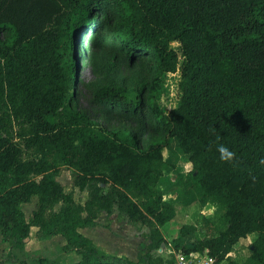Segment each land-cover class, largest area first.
Listing matches in <instances>:
<instances>
[{
	"label": "trees",
	"instance_id": "1",
	"mask_svg": "<svg viewBox=\"0 0 264 264\" xmlns=\"http://www.w3.org/2000/svg\"><path fill=\"white\" fill-rule=\"evenodd\" d=\"M86 30L114 49L115 61L143 62L150 75L137 86H99L95 98L122 120L153 119L189 155L192 167L176 181L184 202L223 211L222 227L203 215L208 234L187 245L183 236L197 228L184 224L172 247L239 264L230 254L254 234L246 264H264V0H0L3 239L24 249L36 227L40 238L64 237L63 250L81 256L72 264H174L159 252L168 242L161 228L176 215L159 186L170 165L167 141L141 148L135 132L106 129L74 103L76 49ZM179 67L180 98L166 114L161 77ZM63 167L86 192L83 203L58 180ZM32 197L27 217L23 204ZM116 211L149 229L141 263L102 253L80 230ZM37 264L57 263L41 257Z\"/></svg>",
	"mask_w": 264,
	"mask_h": 264
},
{
	"label": "rangeland",
	"instance_id": "2",
	"mask_svg": "<svg viewBox=\"0 0 264 264\" xmlns=\"http://www.w3.org/2000/svg\"><path fill=\"white\" fill-rule=\"evenodd\" d=\"M101 11L107 13L110 26L114 27L115 17L109 11L107 3L101 6ZM171 45L177 50L179 64H182L184 60L182 45L178 41L172 42ZM76 52L77 82L71 92H74L73 100L79 109L86 112L106 129L126 127L132 130L138 137L141 148L151 142L167 141L164 153L168 157L170 165L165 170L159 186L164 192V198L175 205L176 215L161 228L168 242L163 244V249L159 252L167 258L172 256L167 250L172 246L170 242L181 235L180 228L184 224L195 225L197 228L196 231L183 236L186 244L194 245L197 239L205 237L208 230L203 222V215L222 227L223 211L220 207L207 204L201 208L198 201L184 202V198L188 195L183 188L176 184V181L179 174L187 172L192 165L189 155L179 148L177 141L168 138L165 131L153 119L145 122L139 117L122 120L94 96L95 89L102 85L130 87L137 86L142 81L149 79L150 75L144 63L138 62L133 65L120 55V61H115L113 59L114 49L100 42L95 34L88 30L84 32ZM180 68L173 73L166 72L161 77L158 102L166 114H169L170 110L177 105L180 98ZM57 178L67 192H74L78 202L85 201L87 194L74 186L71 170L63 167ZM36 204L37 197H32L30 202L23 204V210L27 217L32 215ZM56 208L58 209L59 205ZM148 231L146 225L131 223L116 211L112 215L102 213L98 218V227H88L84 233L93 239L102 253L126 255L135 263H141L143 261L142 254L149 241ZM36 233L37 228L33 227L24 249L11 248L10 243L4 240L0 233V264H37V259L41 257L55 261L57 264H72L80 259V256L74 251L63 250L65 239L61 235L40 238ZM254 238V234L243 238L235 246L234 252L230 254L239 264H246L251 254ZM222 264H229V262L225 260Z\"/></svg>",
	"mask_w": 264,
	"mask_h": 264
},
{
	"label": "built area",
	"instance_id": "3",
	"mask_svg": "<svg viewBox=\"0 0 264 264\" xmlns=\"http://www.w3.org/2000/svg\"><path fill=\"white\" fill-rule=\"evenodd\" d=\"M167 251L172 255L174 264H212L214 262L207 249L203 251L193 250L187 253L182 249H175L171 246Z\"/></svg>",
	"mask_w": 264,
	"mask_h": 264
},
{
	"label": "crops",
	"instance_id": "4",
	"mask_svg": "<svg viewBox=\"0 0 264 264\" xmlns=\"http://www.w3.org/2000/svg\"><path fill=\"white\" fill-rule=\"evenodd\" d=\"M98 221V220H97ZM98 227V224L96 225V226H94V227H92V228H97ZM86 229H88V227H86V228H82V229H80L83 233H84V231L86 230ZM89 230H91V229H89ZM59 235V234H58ZM54 236H57V235H54ZM54 236H52V237H54ZM62 236V235H61ZM63 237V236H62ZM90 237V236H89ZM64 238V237H63ZM242 240V239H241ZM240 240V241H241ZM185 243H187V242H185ZM187 245H189V244H187ZM76 253V252H75ZM77 254V253H76ZM80 256V255H79ZM80 258H81V256H80Z\"/></svg>",
	"mask_w": 264,
	"mask_h": 264
},
{
	"label": "clouds",
	"instance_id": "5",
	"mask_svg": "<svg viewBox=\"0 0 264 264\" xmlns=\"http://www.w3.org/2000/svg\"><path fill=\"white\" fill-rule=\"evenodd\" d=\"M222 151H224V150L222 149ZM228 155H231V153H228Z\"/></svg>",
	"mask_w": 264,
	"mask_h": 264
}]
</instances>
